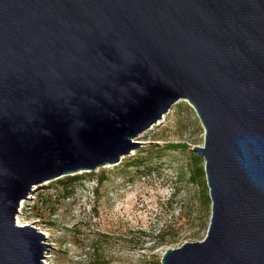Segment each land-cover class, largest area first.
<instances>
[{"label":"water","instance_id":"obj_1","mask_svg":"<svg viewBox=\"0 0 264 264\" xmlns=\"http://www.w3.org/2000/svg\"><path fill=\"white\" fill-rule=\"evenodd\" d=\"M182 98L211 216L161 264H264V0H0V264H43L35 185L119 163Z\"/></svg>","mask_w":264,"mask_h":264},{"label":"rangeland","instance_id":"obj_2","mask_svg":"<svg viewBox=\"0 0 264 264\" xmlns=\"http://www.w3.org/2000/svg\"><path fill=\"white\" fill-rule=\"evenodd\" d=\"M204 138L195 108L179 99L119 163L35 185L16 221L45 234L43 264H161L167 249L207 234L205 160L192 150ZM178 142L188 147H169Z\"/></svg>","mask_w":264,"mask_h":264},{"label":"trees","instance_id":"obj_3","mask_svg":"<svg viewBox=\"0 0 264 264\" xmlns=\"http://www.w3.org/2000/svg\"><path fill=\"white\" fill-rule=\"evenodd\" d=\"M169 145H170L169 147L172 148V149H179V148L186 149L188 147V144L185 143V142L172 143V144H169ZM195 155H196L197 159H199V160L201 159V156H199L198 154H195ZM197 175L199 177L204 175V170H203L202 166L198 167ZM67 176H69V175H67ZM103 179H105V178L101 177L102 181H103ZM204 203H205L206 209L208 210L209 206H210V203H211V199H210V196H209V190H207L206 187H205V190H204Z\"/></svg>","mask_w":264,"mask_h":264},{"label":"bare ground","instance_id":"obj_4","mask_svg":"<svg viewBox=\"0 0 264 264\" xmlns=\"http://www.w3.org/2000/svg\"><path fill=\"white\" fill-rule=\"evenodd\" d=\"M18 222H19V219H18Z\"/></svg>","mask_w":264,"mask_h":264}]
</instances>
